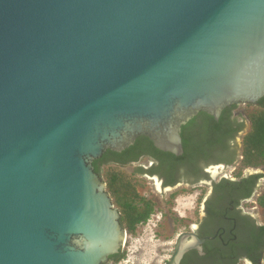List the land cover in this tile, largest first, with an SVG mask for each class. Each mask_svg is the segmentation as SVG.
I'll list each match as a JSON object with an SVG mask.
<instances>
[{"label":"water","instance_id":"1","mask_svg":"<svg viewBox=\"0 0 264 264\" xmlns=\"http://www.w3.org/2000/svg\"><path fill=\"white\" fill-rule=\"evenodd\" d=\"M263 94L264 0H0V264L105 263L126 231L92 161L180 154L197 112Z\"/></svg>","mask_w":264,"mask_h":264},{"label":"flooded vegetation","instance_id":"2","mask_svg":"<svg viewBox=\"0 0 264 264\" xmlns=\"http://www.w3.org/2000/svg\"><path fill=\"white\" fill-rule=\"evenodd\" d=\"M208 115L211 114L199 111L189 119L192 122L186 129L187 136L191 142H198L192 144L197 145L196 152L186 159L171 160L167 154L170 151L155 147L147 136L139 135L119 151L105 150L102 162L124 169L131 167L127 170L147 178L149 186L166 193H159L163 204L172 199L173 192L198 186L193 210L179 217L168 216L170 225L184 224L177 235L188 231L205 237L199 249L191 247L183 253L179 264H263L264 224L256 196L264 186V171L258 167L236 171L241 138L249 122L233 108L228 129L207 143L201 136L206 132ZM147 195L156 200L154 194Z\"/></svg>","mask_w":264,"mask_h":264},{"label":"trees","instance_id":"3","mask_svg":"<svg viewBox=\"0 0 264 264\" xmlns=\"http://www.w3.org/2000/svg\"><path fill=\"white\" fill-rule=\"evenodd\" d=\"M243 105V114L249 122V127L241 138V157L236 167L238 173H241L246 167L264 166V94L258 98L255 104L247 103ZM235 107V103L224 107L217 119L208 115L209 120L205 128L206 132H204V136L203 134L201 136L205 137L204 142L209 143L217 140L219 138L218 135L228 129V120ZM191 122L192 119L187 120L181 125L182 154L175 156L167 152L171 160L178 158L186 159V157L196 152L197 145L192 144L197 143L198 140L191 142L186 133V129L189 128ZM102 155L92 161L94 170L105 181V189L109 193L113 205L119 211L121 225L127 234H133L137 226L145 223L150 214L156 210L157 202L141 191L142 183L138 180L134 171H128L117 165L103 164ZM256 201L260 206L264 224V186L256 196ZM125 255L124 249L120 248L118 252L109 255L108 261L110 264H116Z\"/></svg>","mask_w":264,"mask_h":264},{"label":"rangeland","instance_id":"4","mask_svg":"<svg viewBox=\"0 0 264 264\" xmlns=\"http://www.w3.org/2000/svg\"><path fill=\"white\" fill-rule=\"evenodd\" d=\"M235 111L239 112V114H241V112L243 113L244 105L242 103H237ZM130 168L128 167L126 170ZM256 169L264 171V166H260ZM137 178L138 180L140 179L139 181L142 183L141 191H145L146 194L149 195H155L154 197H156L157 205L154 213L158 215L160 212L161 216L159 217L160 219L157 225L148 222L144 225H138L133 234H127L126 240L121 247L126 253L122 263L166 264V259L172 252L177 232L181 230L184 225L181 223L170 225L168 216L179 217L183 216V213L189 214L196 205L198 186H186L183 189L175 191L174 195H171L172 199H170L168 203L163 204L162 200L159 198V193H163V195L166 193L161 190V192L156 191L153 185L149 186L150 183H146L148 180L147 178ZM164 211H166L167 217L164 216ZM156 215L154 214L152 217L157 218ZM103 264H110V262L106 261Z\"/></svg>","mask_w":264,"mask_h":264},{"label":"built area","instance_id":"5","mask_svg":"<svg viewBox=\"0 0 264 264\" xmlns=\"http://www.w3.org/2000/svg\"><path fill=\"white\" fill-rule=\"evenodd\" d=\"M240 157H241V155H240ZM247 168H251V167H246V168H244V169H247ZM255 204V203H254ZM155 212V211H154ZM151 213L150 214V216L147 218V220H146V222L145 223H143V224H139V225H144V224H146V223H148V222H152L154 225H157L158 223H159V217H160V212H159V214L158 215H156L157 213ZM156 215V217L157 218H153L152 216L153 215ZM154 221V222H153ZM126 236H127V234L125 235V240H126ZM125 240H124V242H125ZM124 259H125V256L121 259V260H119L116 264H123L122 262L124 261Z\"/></svg>","mask_w":264,"mask_h":264}]
</instances>
